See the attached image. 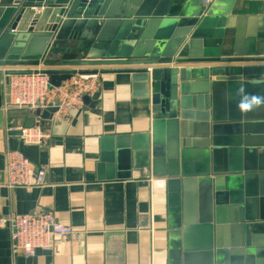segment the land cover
I'll use <instances>...</instances> for the list:
<instances>
[{
    "label": "crops",
    "instance_id": "crops-1",
    "mask_svg": "<svg viewBox=\"0 0 264 264\" xmlns=\"http://www.w3.org/2000/svg\"><path fill=\"white\" fill-rule=\"evenodd\" d=\"M176 4L173 0L168 10ZM159 5L155 0L148 10L158 12ZM203 5L202 0H182L176 10L198 14ZM211 10H220L226 19L220 42L201 37L191 53L178 51L169 64L189 75L178 74V83L190 87L187 93L178 88L179 99L189 98L178 111L184 164L155 162L153 123L163 116L153 102L152 81L139 78L145 65L117 63L132 56L91 53L93 42L87 39L79 48L72 29L56 31L40 60L24 50L18 58L0 53V264H218L216 224L208 215L217 206L216 180L223 200L230 201L234 191L246 199L250 192L256 218L248 221L249 235H240L244 264H264V72L244 76L250 83L239 94L219 89L214 98L200 86L213 80L205 75L214 64L264 68V0H214L199 21ZM209 25L203 32L214 30ZM206 51L202 58L178 61ZM96 61L103 63H90ZM38 64L54 85L82 73L100 76L99 87L73 109L6 107V72ZM214 107L217 122L209 119ZM28 123L48 130L49 140L25 142L15 130ZM215 124L221 127L216 135ZM9 150L22 152L35 170L44 169V184L9 188ZM41 210L53 211L71 233L33 257L14 254L11 228L2 218Z\"/></svg>",
    "mask_w": 264,
    "mask_h": 264
},
{
    "label": "water",
    "instance_id": "water-1",
    "mask_svg": "<svg viewBox=\"0 0 264 264\" xmlns=\"http://www.w3.org/2000/svg\"><path fill=\"white\" fill-rule=\"evenodd\" d=\"M172 1L160 0L159 11L151 13L148 9L154 7L155 0H0V31L5 30L0 43L1 57L8 54L9 57L17 55L18 58L24 50L27 57L40 60L54 33L68 29L74 30V35L79 37V48L82 47V40L87 39L93 42L89 50L91 53H104L110 57L120 52L128 57L132 56V59L127 58L117 63L145 65L140 68L143 72L139 78L152 81L153 102L163 116L153 123L155 162L163 164L166 161L169 165H177L179 161H183L184 164L185 155L179 148L178 111L180 105L182 109L187 107L189 98L179 99L178 88L180 86L181 92L187 93L190 87L188 83H178V74L182 78H188L189 75L187 71H180L169 64L178 51L191 53L190 49L201 43V37L217 38L214 41L220 42L226 19L221 16L220 10H211L199 21L200 12L207 9L205 0H202L204 5L198 14L176 10L182 0H177L176 9L169 11ZM150 16L157 18L147 20ZM208 23L214 30L203 32ZM196 25L198 28L188 38ZM205 53L207 51L198 56L189 55V58L179 57L178 61L202 58L207 56ZM165 68H170V73L165 72ZM261 72H264V68L251 64H214L205 75L207 79L214 77L213 80L203 82L200 86H203V91L210 89L214 98L219 89L223 93L226 89L229 93L239 94L241 88L250 83L244 80V76ZM211 117L214 122L220 120L215 107L209 119ZM32 126V123H28L24 128ZM220 128L215 124V135L219 134ZM15 131L22 133L21 128ZM218 171L215 167L214 172ZM248 192L246 199L243 198L242 191H234L229 193L230 201L223 200L220 180H216L217 206L211 208L208 215L216 224L218 264L245 263V250L242 248L240 235L242 232L245 237L249 235L251 224L248 221L256 218L252 215L249 204L251 195ZM261 199V219H264V188ZM228 212L232 213L230 219L227 217Z\"/></svg>",
    "mask_w": 264,
    "mask_h": 264
},
{
    "label": "built area",
    "instance_id": "built-area-1",
    "mask_svg": "<svg viewBox=\"0 0 264 264\" xmlns=\"http://www.w3.org/2000/svg\"><path fill=\"white\" fill-rule=\"evenodd\" d=\"M214 0H205L209 5ZM6 77V107L41 109L57 107L73 109L80 106L85 95L92 94L98 87L100 76L72 74L59 84H53L48 71L39 64L21 71H8ZM21 137L27 143H43L51 133L41 126L21 128ZM6 185L38 187L44 184L46 171L35 170L28 157L17 150L7 152ZM2 223L11 228L12 251L14 254L33 257L39 249H50L54 243L65 239L71 227L60 221L50 210L28 214L11 213L2 218Z\"/></svg>",
    "mask_w": 264,
    "mask_h": 264
},
{
    "label": "clouds",
    "instance_id": "clouds-1",
    "mask_svg": "<svg viewBox=\"0 0 264 264\" xmlns=\"http://www.w3.org/2000/svg\"><path fill=\"white\" fill-rule=\"evenodd\" d=\"M254 103H259V101L258 100H255V101H253Z\"/></svg>",
    "mask_w": 264,
    "mask_h": 264
}]
</instances>
